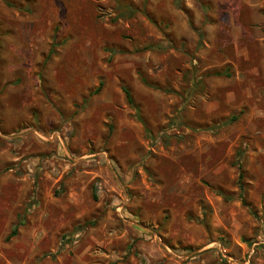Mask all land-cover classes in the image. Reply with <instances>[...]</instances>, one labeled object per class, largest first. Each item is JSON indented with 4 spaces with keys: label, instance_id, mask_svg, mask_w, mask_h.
Here are the masks:
<instances>
[{
    "label": "rangeland",
    "instance_id": "rangeland-1",
    "mask_svg": "<svg viewBox=\"0 0 264 264\" xmlns=\"http://www.w3.org/2000/svg\"><path fill=\"white\" fill-rule=\"evenodd\" d=\"M256 3L0 8V264H264Z\"/></svg>",
    "mask_w": 264,
    "mask_h": 264
},
{
    "label": "crops",
    "instance_id": "crops-1",
    "mask_svg": "<svg viewBox=\"0 0 264 264\" xmlns=\"http://www.w3.org/2000/svg\"><path fill=\"white\" fill-rule=\"evenodd\" d=\"M36 1L37 0H16V4L17 5H21V4H24V5H28L29 7H33V5L36 4ZM42 1H47V0H42ZM51 2V0H50ZM258 3L257 6L258 7H261V9L263 8L264 9V0H257ZM0 8H2L3 11H6L8 12L9 14L12 15V0H0ZM259 27L261 29L264 28V18H261L260 19V23H259ZM262 35L260 37V39H264V34L261 33ZM259 39V38H258ZM262 47L261 45V40H260V47H258L259 49V52H260V48ZM260 60H259V63L263 64L264 65V55L261 54L260 52V56H259ZM10 60L6 61L7 64H4L3 61H0V69L2 68H6V69H10V68H14L15 65L13 64H10L9 63ZM10 80H9V77L7 76V74H3L1 71H0V85H5L6 83H8ZM258 81H262L260 84L258 83V85L254 86L252 85V87L254 89H252V91L249 93L248 92V97L251 98L252 101H257V102H261V101H264V76H262V78H260V80ZM262 106V105H261ZM251 115L254 116H261V115H264V112L261 110L260 107H252L251 108Z\"/></svg>",
    "mask_w": 264,
    "mask_h": 264
},
{
    "label": "trees",
    "instance_id": "trees-1",
    "mask_svg": "<svg viewBox=\"0 0 264 264\" xmlns=\"http://www.w3.org/2000/svg\"><path fill=\"white\" fill-rule=\"evenodd\" d=\"M125 93H126V95H127V97H128V98H127V99H128V101H129V100H130V98H129V94H128V92H127V91H126ZM11 234H15V231L13 230V231L11 232Z\"/></svg>",
    "mask_w": 264,
    "mask_h": 264
}]
</instances>
